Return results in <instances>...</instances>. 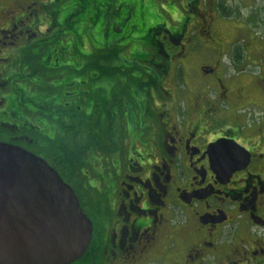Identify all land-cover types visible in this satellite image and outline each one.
Segmentation results:
<instances>
[{
	"label": "flooded vegetation",
	"instance_id": "obj_1",
	"mask_svg": "<svg viewBox=\"0 0 264 264\" xmlns=\"http://www.w3.org/2000/svg\"><path fill=\"white\" fill-rule=\"evenodd\" d=\"M238 1L0 0V143L91 221L67 264H264V119L240 113L264 77L237 68L256 43Z\"/></svg>",
	"mask_w": 264,
	"mask_h": 264
},
{
	"label": "water",
	"instance_id": "obj_2",
	"mask_svg": "<svg viewBox=\"0 0 264 264\" xmlns=\"http://www.w3.org/2000/svg\"><path fill=\"white\" fill-rule=\"evenodd\" d=\"M209 150L247 157L233 140L220 139ZM91 228L73 189L53 168L0 143V264H67L84 254Z\"/></svg>",
	"mask_w": 264,
	"mask_h": 264
},
{
	"label": "rangeland",
	"instance_id": "obj_3",
	"mask_svg": "<svg viewBox=\"0 0 264 264\" xmlns=\"http://www.w3.org/2000/svg\"><path fill=\"white\" fill-rule=\"evenodd\" d=\"M122 1H128V0H122ZM131 1V0H130ZM135 1V0H134ZM239 3L235 4L236 9L240 10V18L243 19L245 18L246 15L249 16V19L252 20V22H249L250 25L249 28L247 29V33L248 35V41H250V39L254 42H256L255 44H253L252 46L254 47L252 52L248 55H246V58H248V60H243V65H238V69H242L244 67L248 68V70L251 69V71L253 73H255L254 77H259L260 75H262L264 77V0H240L238 1ZM261 8V11L258 12L257 14V10L258 8ZM257 14V15H256ZM244 15V16H243ZM247 16V17H248ZM246 17V19H247ZM77 21L76 22V27L77 29L81 28L80 26L82 25L83 21L80 18H76ZM240 21L242 22V20L239 19L238 23H240ZM101 19L97 18L94 21V30L91 31V34H93L94 32H96V28L100 25ZM92 23V21H91ZM243 23V22H242ZM247 23V22H246ZM230 25V24H229ZM233 25H230V27H232ZM222 31H224L225 35L227 34H231V30L230 27H228L226 24L221 26ZM236 28L239 29L241 28L240 25H236ZM81 31V29H80ZM216 34V33H215ZM214 34V35H215ZM229 36V35H228ZM258 42H257V41ZM248 44V43H247ZM246 41L241 40V42L237 43L238 47H242V46H246ZM243 57H245V55H243ZM209 59L207 58L206 61H208ZM250 63V64H249ZM249 65V66H247ZM230 68L228 69V71H230V73H232V70L237 71V69H235V66H229ZM260 83H264V81H260ZM175 87L178 88L179 91H182L185 89V84L183 82L178 83L177 85H175ZM255 94H257V92H255ZM259 95V94H257ZM258 105L259 106H251L250 108H245L244 110H240V113H243L245 116H247L248 118H252L255 120H262L264 119V96H258ZM180 106H182L183 104H179ZM238 113V114H240ZM247 118V119H248Z\"/></svg>",
	"mask_w": 264,
	"mask_h": 264
}]
</instances>
